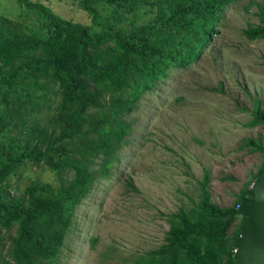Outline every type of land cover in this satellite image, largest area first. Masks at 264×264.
Listing matches in <instances>:
<instances>
[{"label": "trees", "instance_id": "16d2710c", "mask_svg": "<svg viewBox=\"0 0 264 264\" xmlns=\"http://www.w3.org/2000/svg\"><path fill=\"white\" fill-rule=\"evenodd\" d=\"M234 1L78 0L91 24L67 19L42 0H17L36 24L0 14V85L8 94H0V178L31 164L55 172L58 181L32 180L22 193L0 188V264H59L78 206L121 160L133 127L129 114L171 71L202 56ZM143 3L150 5L147 21L118 27ZM104 4L112 8L110 15L102 13ZM257 7L260 22L243 30L250 40H264V2ZM41 79L58 84L57 127L32 124L24 136L3 108L33 103ZM261 102L255 99L247 124L264 127ZM247 147L263 159L234 203L213 201L206 169L191 205L165 214L169 229L163 243L136 254L133 264L236 263L239 205L264 170V143L248 137L242 144Z\"/></svg>", "mask_w": 264, "mask_h": 264}, {"label": "rangeland", "instance_id": "374dc122", "mask_svg": "<svg viewBox=\"0 0 264 264\" xmlns=\"http://www.w3.org/2000/svg\"><path fill=\"white\" fill-rule=\"evenodd\" d=\"M42 1L67 19L91 24L78 0ZM260 2L264 0L232 2L202 56L171 71L129 114L133 127L121 160L78 206L59 264H133L136 254L163 243L169 229L165 214L191 205L206 169L213 201L219 206L234 203L263 159L260 152L242 148L248 137L264 143V127L247 124L255 99H261L264 109V40L243 34L260 22ZM100 9L105 15L113 11L105 4ZM149 10V3H143L137 15H128L118 27L147 21ZM0 14L37 23L33 13L23 15L17 0H0ZM39 85L33 103L17 101L3 108L15 116L24 136L32 124L57 127L58 84L41 79ZM0 94L8 96L1 85ZM36 179L58 183L55 172L27 164L18 174L0 178V188L22 193Z\"/></svg>", "mask_w": 264, "mask_h": 264}, {"label": "water", "instance_id": "95a60500", "mask_svg": "<svg viewBox=\"0 0 264 264\" xmlns=\"http://www.w3.org/2000/svg\"><path fill=\"white\" fill-rule=\"evenodd\" d=\"M239 212L243 223L236 240L235 264H264V170L249 188Z\"/></svg>", "mask_w": 264, "mask_h": 264}, {"label": "built area", "instance_id": "2783aa9c", "mask_svg": "<svg viewBox=\"0 0 264 264\" xmlns=\"http://www.w3.org/2000/svg\"><path fill=\"white\" fill-rule=\"evenodd\" d=\"M239 207H240V205H239Z\"/></svg>", "mask_w": 264, "mask_h": 264}]
</instances>
